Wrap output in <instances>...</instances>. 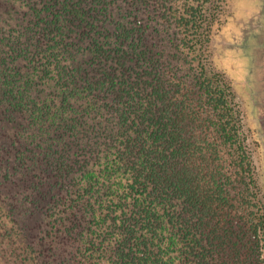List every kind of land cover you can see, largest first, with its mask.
Here are the masks:
<instances>
[{
    "label": "trees",
    "instance_id": "1",
    "mask_svg": "<svg viewBox=\"0 0 264 264\" xmlns=\"http://www.w3.org/2000/svg\"><path fill=\"white\" fill-rule=\"evenodd\" d=\"M226 0H0V264H264Z\"/></svg>",
    "mask_w": 264,
    "mask_h": 264
},
{
    "label": "rangeland",
    "instance_id": "2",
    "mask_svg": "<svg viewBox=\"0 0 264 264\" xmlns=\"http://www.w3.org/2000/svg\"><path fill=\"white\" fill-rule=\"evenodd\" d=\"M210 43L212 66L236 94L264 201V0H226Z\"/></svg>",
    "mask_w": 264,
    "mask_h": 264
}]
</instances>
